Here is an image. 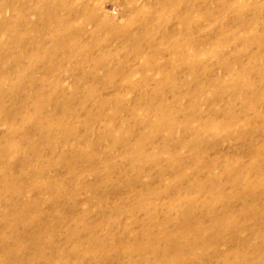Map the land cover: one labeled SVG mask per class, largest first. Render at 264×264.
Returning <instances> with one entry per match:
<instances>
[{"label": "rangeland", "instance_id": "1", "mask_svg": "<svg viewBox=\"0 0 264 264\" xmlns=\"http://www.w3.org/2000/svg\"><path fill=\"white\" fill-rule=\"evenodd\" d=\"M263 48L264 0H0V264H263Z\"/></svg>", "mask_w": 264, "mask_h": 264}, {"label": "bare ground", "instance_id": "2", "mask_svg": "<svg viewBox=\"0 0 264 264\" xmlns=\"http://www.w3.org/2000/svg\"><path fill=\"white\" fill-rule=\"evenodd\" d=\"M263 50H264V48H263ZM20 60H21V58H20ZM255 167V166H254ZM253 186V185H252ZM248 193H251L252 191H253V189H247L246 190ZM245 194V193H244ZM264 207V206H263ZM230 208V207H229ZM228 210H230V209H227L226 210V213L224 214V215H220V214H218V215H215L214 217H213V219H211V223L213 224V225H217L218 223H221V224H223V223H229V224H232L233 223V219H232V217L230 216V214L229 213H227V211ZM216 214V213H215ZM259 215H261V216H263L264 215V212L263 213H260ZM186 222L187 221H184L183 223H181L180 224V227L179 228H181L182 226H187V224H186ZM223 222V223H222ZM184 223H185V225H184ZM236 223V222H235ZM237 225H239V224H237ZM199 224H197L196 222H193V225H192V227H193V229H200L199 228ZM264 226H262V228H263ZM249 228V227H248ZM261 229V228H260ZM255 232V230L254 231H252V233L251 234H253L254 235V237L255 238H258V236H257V234H255L254 233ZM252 237V236H251ZM252 239H254V238H252ZM255 240V239H254ZM252 241V240H251ZM20 243V242H19ZM253 243V242H252ZM19 246H22L23 245V243H20V244H18ZM183 245L184 246H187L188 248H190L191 246H192V243L190 242V241H186L184 244H182V248H183ZM258 252H259V257H260V259H261V263H263L264 264V249H258ZM165 253V252H164ZM163 253V254H164ZM170 253V252H169ZM168 253V254H169ZM167 255V254H166ZM171 255V254H170ZM168 257V256H167ZM258 257V258H259ZM31 258H35L34 256H32ZM171 258V257H170ZM169 257H168V259H170ZM167 264H170V263H167Z\"/></svg>", "mask_w": 264, "mask_h": 264}]
</instances>
